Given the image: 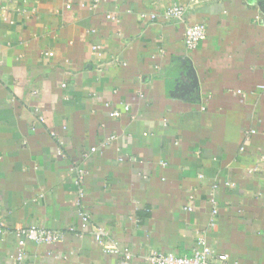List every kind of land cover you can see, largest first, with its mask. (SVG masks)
<instances>
[{
  "label": "crops",
  "instance_id": "0c3cea01",
  "mask_svg": "<svg viewBox=\"0 0 264 264\" xmlns=\"http://www.w3.org/2000/svg\"><path fill=\"white\" fill-rule=\"evenodd\" d=\"M173 4L206 27L193 50ZM79 212L81 237L17 234ZM0 222V264H151L198 235L264 264V0H0Z\"/></svg>",
  "mask_w": 264,
  "mask_h": 264
},
{
  "label": "built area",
  "instance_id": "2783aa9c",
  "mask_svg": "<svg viewBox=\"0 0 264 264\" xmlns=\"http://www.w3.org/2000/svg\"><path fill=\"white\" fill-rule=\"evenodd\" d=\"M185 8L181 4H173L167 7L163 13L162 18L165 20H176L184 23V43L187 50H193L197 47L199 41L204 38L206 27L203 23H186L184 16ZM145 14H141V18H145ZM150 19H156L157 15L151 13ZM124 110H128V105L123 106ZM113 116H119V110L112 111ZM254 130L246 131L245 138L248 137ZM95 147H91V151H95ZM86 155V154H85ZM76 174L75 184L77 185V205H80V198L83 195V189L81 182L83 179L84 171L76 166L70 168ZM215 187V186H213ZM211 201V217L208 221V226L211 229L216 227L215 216L218 213L217 205L213 198ZM189 208V207H188ZM81 216V226L76 228L68 226L65 229L54 230L49 228L38 227L36 225H30L26 227H20L17 229V234L22 236L26 240L33 241L35 243L52 244L63 240L66 233H73L79 237L83 236L84 230H86V217L82 212H79ZM2 222H0V230ZM93 238L102 247L103 252L113 255L122 256L128 258V250L120 249L117 242L111 239L107 232L101 228H94L92 231ZM17 264H26L23 259V251L19 250L16 253ZM151 264H227L228 255L225 253L215 254L207 243L204 236L198 235L195 245L190 254H177L174 252H153L149 257Z\"/></svg>",
  "mask_w": 264,
  "mask_h": 264
}]
</instances>
